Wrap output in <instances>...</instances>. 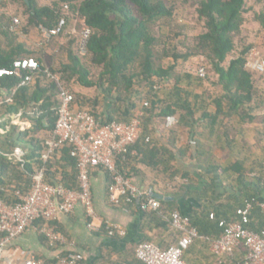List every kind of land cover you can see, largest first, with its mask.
<instances>
[{
  "label": "trees",
  "instance_id": "obj_1",
  "mask_svg": "<svg viewBox=\"0 0 264 264\" xmlns=\"http://www.w3.org/2000/svg\"><path fill=\"white\" fill-rule=\"evenodd\" d=\"M7 1L12 4L23 2L27 22L23 24L19 20L18 30L10 31L11 15L6 16L0 4V35L8 39L0 47V67H10L15 60L34 58L39 69L34 83L29 86H21L20 77L0 78V119L10 120L11 115L21 112L17 123L11 124L7 132L0 133V201L6 204L19 202L16 190L22 194L29 192L36 168L43 169L47 183L62 185L70 190L78 189L77 161L71 156V146L64 145L56 149L45 161L41 158L46 150V139L52 134L59 104L55 85L47 76L48 73L58 74L68 85L69 82H74L83 88H94L98 92L95 98L88 97L79 101L76 98L81 96L73 95L72 105L75 109L89 106L87 111L101 124L130 122L142 104L148 103L143 108L144 115L141 118L142 134L130 147L129 161L120 165L128 177L132 176L138 162L152 169L161 167L169 179L178 173L173 166L167 164L166 158L156 159L161 152L166 151L156 147L154 129H148V124L155 122L154 125L158 124L166 129V117L179 114L177 122L180 126L192 125L197 106L189 99H196L197 96L193 94L191 85L201 79L189 74H176L175 66L179 61L198 55L208 60L223 93L215 100L218 109L222 108V101L226 102L228 110L238 109L257 94L252 76L259 73L245 68L252 48L246 46L235 52L234 37L244 21L246 0H200L196 13L204 21L205 30L184 53L176 52L175 49L169 53L157 48V38L152 26L162 19L172 17V7L168 0H51L50 4L41 6L36 0ZM65 5L68 6L67 9L64 8ZM63 14L67 21L62 32L40 47L30 49L24 43L17 42L18 38L27 34L26 25L33 26L35 30L40 25L52 28ZM256 20L264 30V10L256 15ZM68 27L74 28L73 31L68 30ZM86 29L89 34L83 49L82 33ZM67 35L72 38L69 47L65 49L66 60L58 68L48 65L44 56L45 49L59 36ZM261 55L264 58V49ZM169 56L173 63L166 65L164 60ZM94 69L98 72L92 77ZM164 82L170 87H162ZM66 88L69 89L67 86ZM206 116L209 117L208 114ZM15 147L27 150L22 165L14 162L10 156ZM135 150L136 155L133 154ZM145 152H148L146 158ZM209 168H217L224 175L237 173L239 176L234 179L237 186L250 181L256 190L246 186L238 197L228 194L227 198L232 203H224L217 196L215 180L207 183L201 191H188L189 195L196 197L201 203L199 208L186 215L199 234L220 237L223 228L219 226V222L236 221L237 208H242L246 201L252 203L246 227L254 231L264 230V215L258 206L264 195V181L259 178L247 180L239 163L226 168ZM105 176L109 184L107 172ZM171 181L174 188L184 190V185ZM221 182L223 186L227 185L223 184L222 179ZM231 187L235 189L236 186ZM160 203L158 210L145 211V217L155 226L169 227L179 235L170 224V214L173 211L181 213L180 208L175 201L162 200ZM210 214H213L212 218ZM68 252L76 251L62 254ZM243 257L244 255L230 264L240 263Z\"/></svg>",
  "mask_w": 264,
  "mask_h": 264
},
{
  "label": "built area",
  "instance_id": "obj_2",
  "mask_svg": "<svg viewBox=\"0 0 264 264\" xmlns=\"http://www.w3.org/2000/svg\"><path fill=\"white\" fill-rule=\"evenodd\" d=\"M64 8L67 9L68 6L65 5ZM66 21V16L63 14L52 28L40 25L37 29L38 46L58 36L64 29ZM19 25V19L13 18L10 31L16 32ZM82 34L81 45L84 49L89 30H84ZM245 68L250 72L264 73V58L256 48L250 50ZM38 69V62L34 58L19 59L15 60L10 67H0V78L20 77V85L29 86L34 83ZM205 74L203 67L197 70L200 78H203ZM47 76L55 85L59 104L55 125L51 136L46 139V150L41 158L45 161L56 149L64 145L71 146V156L77 161L78 189L70 190L62 185L49 184L45 181L43 169L36 168L32 175L29 192L22 194L19 190L15 191L19 202L6 204L0 201V263L6 245L28 228L36 225L48 245L56 247L66 242V238L54 224L60 214H70L77 206H81L86 216L95 220L97 215L94 209L91 178L92 173L97 169L107 172L110 177L107 199L112 206L124 211L137 206L143 212L155 211L161 206L160 200L152 196L151 189L140 188L131 177L125 175L120 167L129 161L130 147L142 134L141 118L144 115L143 108L147 107L148 103L142 104L141 109L130 122L113 121L101 124L86 109L73 107V94L60 83L57 76L50 73ZM20 115L19 111L11 115L10 120L3 118L2 120L7 123L0 129V133L7 132L11 124L17 123ZM176 123L177 119L174 116L166 117V127ZM26 154L27 150L15 147L10 156L14 162L22 165ZM258 206L264 215V195ZM251 209L252 203L246 201L245 205L237 210L236 221L219 222L223 233L218 238L200 235L188 216L179 211H173L170 214V224L179 234L176 241L166 248H160L150 241H143L135 248V257L143 264H189L183 259V254L195 239L200 238L209 243L210 251L218 259L226 253H233L235 249H241L244 257L238 264H264V230L254 231L246 227ZM87 226L92 230L97 227L92 222ZM100 226L104 227L108 236L125 234L118 225L107 220ZM25 264H84V261L80 253L68 252L57 255L50 262L28 258ZM218 264H222L221 260Z\"/></svg>",
  "mask_w": 264,
  "mask_h": 264
},
{
  "label": "crops",
  "instance_id": "obj_3",
  "mask_svg": "<svg viewBox=\"0 0 264 264\" xmlns=\"http://www.w3.org/2000/svg\"><path fill=\"white\" fill-rule=\"evenodd\" d=\"M13 18L15 16H11L10 24ZM252 81L257 94L238 109L228 110L223 102L220 109L216 105L209 108V96L198 92L193 93L196 99H189L197 106L191 126H180L177 122L163 129L158 124L154 125L155 122L149 123L148 129L153 128L157 138L156 147L166 151L156 159L166 158L167 164L178 173L169 179L161 167L152 169L138 162L135 173L132 172V181L140 188L169 197L163 201H175L183 215H188L201 205L188 191H201L211 180L216 181L217 196L224 203H232L227 195L238 197L246 186L256 190L250 181L237 186L234 181L239 176L237 173L224 175L217 168H209H226L239 163L247 180L259 178L264 181V73L253 75ZM170 116L178 119V114ZM3 121L0 124L4 128L7 122ZM133 154L136 155L137 151ZM146 157L148 152H145ZM221 179L227 185L223 186ZM171 180L184 185V190L174 188ZM91 184L97 215L95 220L88 218L81 206L70 214H60L54 224L66 242L56 247L47 244L36 225L28 228L6 245L0 264H25L28 258L49 261L66 251L80 253L84 264H143L134 256L139 243L150 241L166 248L176 241L178 235L175 231L169 227L155 226L137 206L129 211L112 206L107 199L108 181L104 171L95 170ZM232 185L236 186L235 189H232ZM106 220L118 225L125 234L108 236L104 227L100 226ZM90 222L97 226L95 230L88 228ZM243 255V250L236 249L218 259L210 251L209 243L198 238L184 252L183 258L189 264H218L219 260L222 264H230Z\"/></svg>",
  "mask_w": 264,
  "mask_h": 264
},
{
  "label": "rangeland",
  "instance_id": "obj_4",
  "mask_svg": "<svg viewBox=\"0 0 264 264\" xmlns=\"http://www.w3.org/2000/svg\"><path fill=\"white\" fill-rule=\"evenodd\" d=\"M199 1L200 0H168L169 5L172 7V17L162 19L152 26L153 32L157 38V48L159 50L165 49L170 53L175 49L176 52L184 53L186 52L187 47H190L195 43L196 37L205 30L204 21L200 20L196 13V7ZM36 2L41 6L50 4L51 0H36ZM0 4L4 12H6V16H15L21 20L23 24L27 22L26 10L22 1L17 2V4H12L7 0H0ZM245 10L246 11L243 13V24L239 33L234 37L236 46L235 52H239L243 47L250 46L251 48H256L261 54L264 49V30L256 20V15L264 10V0H246ZM70 27H68V30L73 31L74 28L70 29ZM25 28L27 34L18 38L17 42L24 43L26 47L30 49H35L36 46L40 47L38 46L39 34L37 29L35 30L33 26L28 25H26ZM68 35L67 37L59 36L45 49L44 56L48 65L58 68L59 64L66 60L65 49L69 47V44L71 43L70 38H72ZM6 40L8 39H4V37L0 35V47L6 44ZM164 62L168 65L173 63V60L169 56ZM201 67H203L206 72L203 78H200L197 75V70ZM97 72L98 70L94 69L92 77H95ZM175 73L181 75L189 74L192 77L200 78V82L191 85L192 92H199L209 96L211 99L208 104L209 108L215 107V100L220 98L223 93L221 86L217 82V75L214 73L211 64L204 56H191L186 61H179L175 66ZM54 76H57L60 83H64L74 96L80 95L82 98H76L79 101L82 99L85 100L88 97L93 99L98 94L94 88H83L74 82H69L68 85V83L63 82L60 79L58 74ZM163 86L166 88L170 87V85L165 82L162 83V87ZM222 102L226 104L225 101ZM83 109L89 110V106H85Z\"/></svg>",
  "mask_w": 264,
  "mask_h": 264
},
{
  "label": "water",
  "instance_id": "obj_5",
  "mask_svg": "<svg viewBox=\"0 0 264 264\" xmlns=\"http://www.w3.org/2000/svg\"><path fill=\"white\" fill-rule=\"evenodd\" d=\"M152 196L158 200H167V199H170L169 197H164L162 196L161 194L157 193V192H154L152 191Z\"/></svg>",
  "mask_w": 264,
  "mask_h": 264
}]
</instances>
